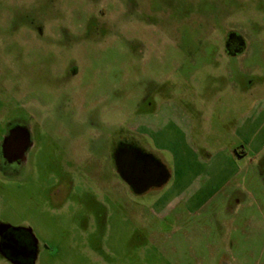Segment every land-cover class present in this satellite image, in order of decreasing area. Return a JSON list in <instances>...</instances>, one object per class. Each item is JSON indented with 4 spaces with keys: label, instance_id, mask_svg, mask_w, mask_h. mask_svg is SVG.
Masks as SVG:
<instances>
[{
    "label": "rangeland",
    "instance_id": "1",
    "mask_svg": "<svg viewBox=\"0 0 264 264\" xmlns=\"http://www.w3.org/2000/svg\"><path fill=\"white\" fill-rule=\"evenodd\" d=\"M9 127L31 143L0 157V226L34 264H264V0H0ZM121 142L167 180L134 193Z\"/></svg>",
    "mask_w": 264,
    "mask_h": 264
},
{
    "label": "flooded vegetation",
    "instance_id": "2",
    "mask_svg": "<svg viewBox=\"0 0 264 264\" xmlns=\"http://www.w3.org/2000/svg\"><path fill=\"white\" fill-rule=\"evenodd\" d=\"M234 40V38L229 39V45L224 47L226 53L232 56L239 54L241 49L239 40ZM30 143V133L27 128L9 127L6 136L4 134L0 140V157L6 164L21 163L24 160L20 154L21 148H25L26 152ZM109 160H112L111 155ZM115 164L117 170L120 165L129 177L138 180L136 184L151 183L149 188L156 187L154 184L168 175L155 156L131 142L119 143L115 151ZM120 177L130 185L121 174ZM130 187L134 193L144 192L136 191L132 185ZM37 246V238L30 229L0 226V255L12 264H34L38 256Z\"/></svg>",
    "mask_w": 264,
    "mask_h": 264
},
{
    "label": "water",
    "instance_id": "3",
    "mask_svg": "<svg viewBox=\"0 0 264 264\" xmlns=\"http://www.w3.org/2000/svg\"><path fill=\"white\" fill-rule=\"evenodd\" d=\"M245 49V46H242L239 53H241L243 50ZM20 154L22 157H24L25 155V148H21V151H20ZM162 168V167H161ZM165 170V169H164ZM118 172L121 174V176L123 178H125L127 180V182L133 186V188L138 191V192H141V191H145L147 190L150 186H151V183H147V182H142L140 184H136V182L138 180H134L132 179L131 177H129L124 171L123 169L120 167H118ZM168 178V175H165L158 183H155L154 185L155 186H161Z\"/></svg>",
    "mask_w": 264,
    "mask_h": 264
},
{
    "label": "crops",
    "instance_id": "4",
    "mask_svg": "<svg viewBox=\"0 0 264 264\" xmlns=\"http://www.w3.org/2000/svg\"><path fill=\"white\" fill-rule=\"evenodd\" d=\"M151 117H152L151 119H155V118H157V116H156V115H153V114H152V116H151ZM229 157L233 158V157H234V155L230 153V156H229ZM210 159H211V158H210ZM210 159H209V160H210Z\"/></svg>",
    "mask_w": 264,
    "mask_h": 264
},
{
    "label": "trees",
    "instance_id": "5",
    "mask_svg": "<svg viewBox=\"0 0 264 264\" xmlns=\"http://www.w3.org/2000/svg\"><path fill=\"white\" fill-rule=\"evenodd\" d=\"M233 33H230L229 34V36H228V38H227V41H229V39L231 38V35H232ZM232 56V55H231Z\"/></svg>",
    "mask_w": 264,
    "mask_h": 264
}]
</instances>
